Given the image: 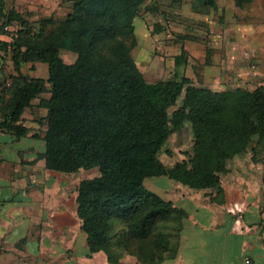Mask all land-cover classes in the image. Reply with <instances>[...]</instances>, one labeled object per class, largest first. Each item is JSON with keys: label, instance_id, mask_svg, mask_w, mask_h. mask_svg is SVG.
<instances>
[{"label": "trees", "instance_id": "1", "mask_svg": "<svg viewBox=\"0 0 264 264\" xmlns=\"http://www.w3.org/2000/svg\"><path fill=\"white\" fill-rule=\"evenodd\" d=\"M146 1L73 0L64 18L35 26L0 0V33L20 23L10 40L0 39L14 69L0 81V135H27L26 111L43 108L38 158L60 172L99 171L81 180L77 195L90 252L116 250L153 264L168 257L183 213L145 180L165 175L194 189L220 188L235 156L250 152L263 162L264 89L216 91L185 76L149 82L131 54ZM201 1L217 7L216 0ZM233 1L244 7L253 0ZM62 50L76 53L75 61L65 62ZM36 62L47 63L48 78L24 73ZM187 123L192 146L167 165L163 146Z\"/></svg>", "mask_w": 264, "mask_h": 264}, {"label": "crops", "instance_id": "2", "mask_svg": "<svg viewBox=\"0 0 264 264\" xmlns=\"http://www.w3.org/2000/svg\"><path fill=\"white\" fill-rule=\"evenodd\" d=\"M36 122L26 120L25 136L9 134V150L0 135V264H150L116 250L90 252L77 195L81 180L93 176L47 168ZM155 177L157 188H147L183 214L168 257L153 264H264V161L235 156L220 188Z\"/></svg>", "mask_w": 264, "mask_h": 264}, {"label": "rangeland", "instance_id": "3", "mask_svg": "<svg viewBox=\"0 0 264 264\" xmlns=\"http://www.w3.org/2000/svg\"><path fill=\"white\" fill-rule=\"evenodd\" d=\"M5 1L8 10L22 13L35 26L44 18H64L73 4V0ZM216 2L217 7L205 5L201 0H147L141 6L135 19L137 44L131 54L149 82L185 76L196 86L216 91L239 87L264 89V0H253L244 7L235 5L233 0ZM12 25L20 27L19 21ZM6 31L0 33V39L10 40L16 30ZM61 56L72 63L77 54L62 50ZM11 58L9 47L0 48V81L14 71ZM22 69L26 75L48 78L47 63H27ZM181 102L182 98L178 100ZM25 115L32 122L37 121L32 124L34 134L41 131L44 125L38 120L44 119L45 110L28 109ZM10 137L5 134L1 140L9 142ZM192 143V130L187 123L171 134L160 158L172 165L184 157ZM11 145L9 142L3 148L9 150ZM247 153L250 152L242 156ZM98 174L97 168L82 171L83 177ZM155 181L157 177H150L145 184L154 189Z\"/></svg>", "mask_w": 264, "mask_h": 264}, {"label": "built area", "instance_id": "4", "mask_svg": "<svg viewBox=\"0 0 264 264\" xmlns=\"http://www.w3.org/2000/svg\"><path fill=\"white\" fill-rule=\"evenodd\" d=\"M17 30L18 29V27L17 26H11V25H7V26H5V30ZM245 262H246V264H249L250 263V259L249 258H246V260H245Z\"/></svg>", "mask_w": 264, "mask_h": 264}]
</instances>
